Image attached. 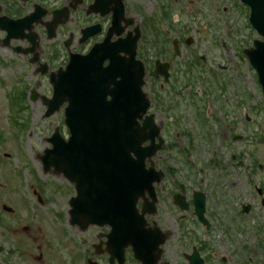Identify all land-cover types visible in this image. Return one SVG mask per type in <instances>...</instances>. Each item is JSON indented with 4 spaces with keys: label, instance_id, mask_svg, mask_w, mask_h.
<instances>
[{
    "label": "flooded vegetation",
    "instance_id": "1",
    "mask_svg": "<svg viewBox=\"0 0 264 264\" xmlns=\"http://www.w3.org/2000/svg\"><path fill=\"white\" fill-rule=\"evenodd\" d=\"M132 1L0 0L2 76L25 88V94L15 96L18 109L40 104L42 118L44 100L52 93L51 73L87 53L105 67L110 43L124 48L126 38L141 33L136 56L144 65L142 86L149 104L136 125L143 132L141 147L151 152L143 159L144 168L135 172L142 191L119 195L114 181L108 189L102 184L101 197H85V217L71 225L86 231L85 262L264 264V175H255L263 164L252 159L250 166L243 148L248 123L264 117V0H188V9L204 27L209 22L220 31L221 25L226 27L198 38L182 32L171 36L169 15L174 10L169 0H155L157 20L164 23L149 24L151 35L158 26L171 36L164 40H141L145 29ZM153 10L149 5L148 11ZM197 41L205 49L199 55L192 50ZM119 53L126 56L123 49ZM13 80L10 84L7 79L8 85L17 93ZM117 87L124 85L110 84L108 90ZM111 94L105 93L107 99ZM56 112L67 138L64 105ZM149 127L152 137L147 136ZM3 141L0 135V149ZM5 156L0 152V177ZM2 184L0 180V264H48L45 217L38 219L32 206L31 221L18 228L22 217L6 204L9 195ZM67 184L73 191L69 200L76 191L73 182ZM32 193L41 207L42 195ZM93 204L102 213L95 219ZM53 218L57 227L60 216ZM41 219L35 232L33 224ZM127 222L137 226L134 235L122 228ZM139 235L147 240L139 253L144 259L135 256L133 245L123 244Z\"/></svg>",
    "mask_w": 264,
    "mask_h": 264
},
{
    "label": "water",
    "instance_id": "2",
    "mask_svg": "<svg viewBox=\"0 0 264 264\" xmlns=\"http://www.w3.org/2000/svg\"><path fill=\"white\" fill-rule=\"evenodd\" d=\"M137 38V32L133 37L126 38L124 48L110 43L106 52L109 58L106 67L100 65V59H95V54L89 53L81 59L70 60L63 72L50 75L54 91L53 97L47 100L48 114L66 100L65 123L69 125L71 136L63 141L55 132L48 138L52 148L45 149L40 159L43 170L52 166L55 172H62L64 177L75 182L77 196L69 201L73 205L69 211L71 222H78L85 216L82 210L87 195L91 198L102 196L95 170L109 174L113 180H121L119 195L142 191V182L135 172L143 169V159L151 152L148 146H140L143 132L139 126L132 127L136 121L134 117L141 116L145 111L140 104L145 99L141 91L143 66L135 59L134 52ZM121 49L127 57L119 56ZM118 77L120 79L116 80ZM121 83L124 87L108 90L110 84ZM107 92H112L110 101L105 99ZM148 131L147 136L152 137L154 133L150 127ZM131 151L136 155L135 160L130 155ZM86 172L89 188L83 186ZM92 174L95 178H91ZM123 209V212L127 210ZM136 227L131 222L125 225L131 235L137 231ZM128 243L133 245L136 257L145 258L143 253L139 256L141 246L147 243L143 236H130L123 244Z\"/></svg>",
    "mask_w": 264,
    "mask_h": 264
},
{
    "label": "rangeland",
    "instance_id": "3",
    "mask_svg": "<svg viewBox=\"0 0 264 264\" xmlns=\"http://www.w3.org/2000/svg\"><path fill=\"white\" fill-rule=\"evenodd\" d=\"M132 2L138 7L139 18L143 22V29H145L142 30L141 40H152L153 38L164 40L181 32L186 36L193 34L198 38L203 33L205 36L221 33L226 28L221 25L220 31L217 26L214 24L212 26L210 22L204 27L195 16L196 14L188 9V0H178L176 4H172L173 0H169L170 5L168 6L174 10L169 15V22L172 24L170 26L172 29L171 36H168L161 29L158 30V26H156V32L151 35L152 30L149 24L155 23L154 20H156V23H164L162 20H157L155 0H134ZM149 5L154 6L152 13L148 11ZM176 9L178 10L176 11ZM197 21L198 24H190V22ZM192 50H194L195 55L205 51L199 41ZM2 74L0 70V135L4 139L3 148L1 147L0 152L7 153L8 156L4 157L5 163L2 166L0 180L3 183L2 188L7 190L6 193L8 192L9 195V201L6 204L10 205L14 212L22 217L18 225L20 229H22V226L28 225L26 219L30 220L32 206L36 207L38 219L40 215L45 217L44 220H39V223L33 224V230L37 232V225L43 220L44 238L47 243L45 248L48 251L46 261L48 264H58L60 262L72 264V259L75 260L73 264H86L84 259L86 231L79 232L77 229L68 226L66 222L67 200L69 194L73 191L70 190V186L61 178V175L56 176L49 172L43 173L40 161L35 158L37 156L36 152L42 153L44 147L49 146L46 137L51 134L55 126L61 125L60 130H62V116L59 114L60 112H54L53 115L42 118L43 106L36 103L25 102L26 105L20 106V109H18L15 96L25 94V88L21 82L18 85L12 77H9L18 88L17 93L12 92L7 81V79L9 81L10 79L4 78ZM10 84H12V81H10ZM245 138L246 145L243 142V148L246 150L244 154L245 161L250 166L252 165V159L259 164L262 163L263 168L257 170L255 175H264L263 117L254 120L252 124L248 123ZM258 140L260 142H257ZM251 184L253 186V183ZM252 186L251 190H253ZM35 190L43 197L42 206L38 208L36 194L32 193ZM53 214H59L60 216L57 227H55L57 221L53 218ZM55 246L58 249L57 254L53 249ZM77 249L80 251L77 252Z\"/></svg>",
    "mask_w": 264,
    "mask_h": 264
}]
</instances>
